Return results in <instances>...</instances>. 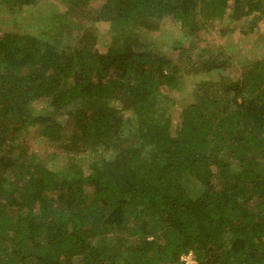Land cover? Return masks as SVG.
<instances>
[{"label": "trees", "instance_id": "16d2710c", "mask_svg": "<svg viewBox=\"0 0 264 264\" xmlns=\"http://www.w3.org/2000/svg\"><path fill=\"white\" fill-rule=\"evenodd\" d=\"M65 1L87 24L79 47L60 39L80 32L60 26L0 33V264H184L188 252L195 264H264V71L218 42L190 59L208 49L191 42L208 25L223 37L226 19L247 16L240 33H256L263 0ZM40 3L0 7L26 27L16 15ZM234 63L238 79L172 95ZM38 140L58 142L70 170L49 168L58 151ZM86 151L89 174L72 162Z\"/></svg>", "mask_w": 264, "mask_h": 264}, {"label": "rangeland", "instance_id": "374dc122", "mask_svg": "<svg viewBox=\"0 0 264 264\" xmlns=\"http://www.w3.org/2000/svg\"><path fill=\"white\" fill-rule=\"evenodd\" d=\"M43 1H48V3L53 4L56 7H58L59 8L58 15L57 14L54 15V11H52V8H49L50 11L47 14V7L42 6ZM94 3H95V0H92V4ZM68 9H69V5L67 4L65 0H41V3L35 7L34 12L32 13H29L27 11V7H24L20 10V12L16 16L18 17L19 23L26 25V27L24 26L19 27L16 25L14 26L11 23H6L9 21L12 15L10 11L7 10L6 8L0 7V33L8 32L9 30L22 31L23 29L27 28L25 30L28 33L40 35L42 32V28L45 27L46 29L47 25H50V31H53L54 29L60 26V27H65L66 31H73L76 34V31L80 32L81 30V29L80 30L76 29L75 28L76 25H81V26L84 25L86 27L87 24L85 20H81L77 17L79 16V14H75L71 12L66 14L65 13L66 11L69 12ZM228 10L230 12L232 8L229 7ZM217 19L219 22H216V25L220 27L221 25L220 18H217ZM230 19L231 18L226 19L225 24L223 26H226L229 29L230 28H234V29L229 30L227 33H225L223 37L222 36L220 37L219 33L217 32V29L213 31L210 25L202 28L200 32L202 37L196 41L192 40L191 42L196 43V44L197 43L200 44L201 42H206V46L208 47V49L203 50L202 47H197L195 49V52L192 53L193 56H190V59L192 61H195L194 58H196L197 60H202L203 55L209 56L211 53L210 52L211 50H209V47H210L209 43L218 42L219 44H225V48H224L225 51L228 53L229 56L235 57V59L240 60L243 57H246V59L249 61L253 60L252 58H254V60L260 61L259 62L260 66L258 65L259 67H258L257 72L264 71V19H261L258 25L256 26L255 30L257 32L256 33L253 32V34H250L247 36L240 33L239 26L241 25L242 20H249L250 17L244 16L237 21L235 20L231 21ZM98 26L101 28V30H103L104 28L108 26V24L105 22L104 23L101 22L99 25H97V27ZM82 31L83 30H81V32ZM81 32H80L79 39L76 36L71 35L72 37L71 36L64 37L63 35L60 41H63L66 46H68V44H73L75 47L76 46L79 47L82 43H84L81 41L82 40ZM143 35L141 37H143ZM172 37H175L174 39H181L182 41H185V39H187V35H185V33L181 32L179 29L175 33V36H172ZM105 38L107 39L104 40ZM45 40L47 41V38H45ZM101 40L103 42H106L109 40V36L107 35V33L99 41L101 42ZM103 42L101 44H103ZM101 44L97 43L93 45L92 49L98 48L101 51L102 50L101 48L103 47ZM101 52L104 53V51H101ZM218 60L223 61L226 59L217 58V61ZM237 66H238L237 63H234L232 66H226L223 68L222 66H220L218 69H212L213 70L212 73H210L209 75H205L202 78L200 76L189 77L186 80L185 87L183 88V90H181L180 92H173L172 95H175V97H178V98H183L186 96L191 97V94L193 92L192 90L195 88L196 84H198L201 81L214 84L219 80L220 75L230 76L232 79L236 80L238 79L241 73V69L238 68ZM260 67L263 69H261ZM262 77H263L262 86H264V74ZM213 87L214 89L216 88L215 86ZM215 99H219V97H216ZM111 105H117L118 108H122V104L117 101L116 103H113ZM173 113L172 114L175 116L176 112L174 111ZM66 119H67L66 116L58 117V120L63 123H65ZM62 134L64 138L67 136H70V132H67V131L62 132ZM36 146L41 148L42 151H45V152H47L50 149H54L55 151H58L56 158L51 159L49 161L48 163L49 168L53 170L57 168L56 170L61 171V172L70 170V167H71L70 166L71 160L69 158L70 154L67 155L65 150H63V147L58 142H54V143L47 142L46 144H43L41 143L40 140H38ZM106 152H105V155H106ZM254 153L258 155V152H254ZM256 157H257V161L262 163V165H264V156L260 154ZM96 158H97L96 152L86 151L85 153H80V154L75 153V157L73 158L72 162L74 165L80 167L85 174H89L90 173L89 168L91 165L90 161L95 160ZM134 243H135V240L129 234L126 237V240L122 245V248L125 249V247L127 248L128 244L134 245Z\"/></svg>", "mask_w": 264, "mask_h": 264}, {"label": "built area", "instance_id": "2783aa9c", "mask_svg": "<svg viewBox=\"0 0 264 264\" xmlns=\"http://www.w3.org/2000/svg\"><path fill=\"white\" fill-rule=\"evenodd\" d=\"M183 259H184L186 264H194V261H193L191 255H187Z\"/></svg>", "mask_w": 264, "mask_h": 264}, {"label": "clouds", "instance_id": "9594fccd", "mask_svg": "<svg viewBox=\"0 0 264 264\" xmlns=\"http://www.w3.org/2000/svg\"><path fill=\"white\" fill-rule=\"evenodd\" d=\"M187 255H191V257H192V259H193V261H194V264H195L196 261H195V259H194L193 256H192V252L184 253L183 255H181L180 260H181L182 262H184V264H186L183 258H184L185 256H187Z\"/></svg>", "mask_w": 264, "mask_h": 264}]
</instances>
